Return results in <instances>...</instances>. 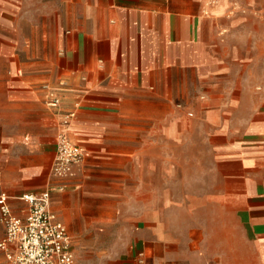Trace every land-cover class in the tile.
Listing matches in <instances>:
<instances>
[{
  "label": "crops",
  "instance_id": "1",
  "mask_svg": "<svg viewBox=\"0 0 264 264\" xmlns=\"http://www.w3.org/2000/svg\"><path fill=\"white\" fill-rule=\"evenodd\" d=\"M78 16L50 74L13 61L0 80V191L56 187L65 224L58 192L91 193L85 180L104 169L110 199L139 200L123 264L139 250L146 264H264V0H94ZM66 117L85 154L81 176L59 180Z\"/></svg>",
  "mask_w": 264,
  "mask_h": 264
},
{
  "label": "rangeland",
  "instance_id": "2",
  "mask_svg": "<svg viewBox=\"0 0 264 264\" xmlns=\"http://www.w3.org/2000/svg\"><path fill=\"white\" fill-rule=\"evenodd\" d=\"M90 2L94 4V0H0V80L10 76L13 61L16 67L30 69L36 65L50 74L57 62L61 33L74 19H80L78 15ZM254 89L263 91L262 87ZM187 115L191 120L198 119L193 109ZM161 154L163 159L168 153ZM128 170L132 189L137 169L130 164ZM90 174L94 178L86 179L85 183L91 193L74 192L75 185L65 186L58 192L62 200H56L52 209L73 236L71 245L78 264H123L136 241L137 194L130 192L127 200L110 199L112 195L104 191L111 186L105 184L104 169L92 170ZM78 176L81 175L75 173L59 180ZM107 176L110 180L111 175ZM177 179L183 181L184 176L178 173ZM162 203L165 207L184 205V200L164 199ZM2 234L0 224V237ZM0 264H6L2 253Z\"/></svg>",
  "mask_w": 264,
  "mask_h": 264
},
{
  "label": "built area",
  "instance_id": "3",
  "mask_svg": "<svg viewBox=\"0 0 264 264\" xmlns=\"http://www.w3.org/2000/svg\"><path fill=\"white\" fill-rule=\"evenodd\" d=\"M47 88L46 85L43 86ZM48 103L56 105L58 97L50 93ZM84 149L69 134L68 117L61 120L55 136V153L49 175L56 179L72 177L84 159ZM51 185L38 193L17 197L0 191V253L6 264H78L71 236L63 222L50 209ZM25 203L23 214L12 211L10 199ZM134 264H146L143 250L135 253Z\"/></svg>",
  "mask_w": 264,
  "mask_h": 264
}]
</instances>
